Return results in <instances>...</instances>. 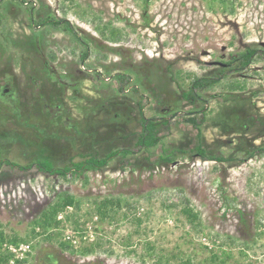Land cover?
Listing matches in <instances>:
<instances>
[{"label":"rangeland","instance_id":"1","mask_svg":"<svg viewBox=\"0 0 264 264\" xmlns=\"http://www.w3.org/2000/svg\"><path fill=\"white\" fill-rule=\"evenodd\" d=\"M19 1L15 0L9 8L5 25L1 27L13 39L32 34L28 13L31 5L36 7V12L48 7L52 15L78 26L82 36L97 38L100 51L92 49L90 58L82 63L81 49L70 35L45 27L39 29L44 31L41 33L47 42L45 57L53 69L58 74L71 70L79 75L83 93L92 98L89 103L105 99L106 95L118 96L119 84L111 76L127 73L132 80L136 74L145 76L140 79L141 91L147 90L143 85L157 88L158 92L153 89L159 96L151 95L146 103L147 117H168L180 110L171 118L170 126L162 129L161 144L150 153L131 157V162L137 165L127 166L125 170L115 160L102 171L56 180L35 168L29 171L6 165L0 168V231L8 238L18 236L29 240L32 254L28 263L180 264L190 259L195 264H212L211 253L223 248L231 253L226 264H264V154L242 161L244 154L237 151L244 144L252 148L264 144V134L258 129L261 128L258 123L246 133L224 131L216 123L218 110L224 105L221 95L231 92L254 104L251 109L254 118L264 117V0H228L227 9L220 1L211 0H25L24 5H18ZM103 25L108 26L106 36L115 33L117 41L102 37ZM247 47L263 52L243 73H231L213 88L204 90L201 93L204 100L196 110L205 106V112L189 115L193 106L182 98V93L188 90L193 77L214 75L217 67L207 62H226ZM14 52L18 51L10 49L3 54L1 68L7 55L12 56ZM53 55L56 59H49ZM145 58L159 68L149 69L153 65L148 67L142 63ZM22 71L20 64L13 66L12 72L17 74L14 82L19 93L29 96ZM97 73L102 76L98 77ZM236 82H242L244 89H230L238 85ZM70 95L68 91L66 100L69 101ZM84 102L88 101L83 96L76 103L69 101L73 116L64 124L65 129H58V136H74L73 119L81 120ZM77 103L81 104L79 110L75 108ZM192 116L198 121L205 116L199 128L200 136L197 128L184 121ZM133 122L131 129L135 126ZM2 126L3 158L29 164L35 148L28 140L36 141V137L28 133L29 129L22 132L10 118ZM16 132L22 133V146L17 144ZM200 142L208 148V154L233 159L217 162L191 153ZM55 143L46 146L61 166L65 165L66 155L76 154L82 143L85 149H90V139L81 136L75 150L63 139ZM164 149L174 151L173 163L143 169L144 156L150 155L157 163ZM181 149L187 153L181 154ZM62 191L82 198L81 210L75 215L70 209V218L61 214L59 238H28L32 237V222L55 202L56 193ZM104 198H121L129 205L123 202V209L115 219L108 216L100 222L90 212L94 200ZM186 198L199 215L196 221L190 222L180 212ZM123 211L129 213L127 218L123 217ZM73 234L76 250L93 245L94 252L82 255L61 249L59 240ZM148 243L154 250L150 254H147ZM242 250L245 256L240 255Z\"/></svg>","mask_w":264,"mask_h":264},{"label":"trees","instance_id":"2","mask_svg":"<svg viewBox=\"0 0 264 264\" xmlns=\"http://www.w3.org/2000/svg\"><path fill=\"white\" fill-rule=\"evenodd\" d=\"M213 1H220L221 4L225 5V9H227L226 5L228 0H211V2ZM4 2L6 3L5 6L3 5ZM14 2L15 0H10L9 2L0 0V61L1 58H3V54L5 52L7 53L8 50L14 49L18 51L14 52L12 56L7 55V61L2 65V68L0 67V126L3 127L2 124L8 122L10 118L17 124L18 129H22V132H26L29 129L28 133H33L37 140H28L35 148V152L33 153L31 162L27 165L17 164L16 162L3 158L1 153L3 148H1V146L5 145H2L0 142V168L3 165L19 171H29L35 168L38 172L56 180L58 178L68 179L69 175L77 177L86 175L89 172L102 171L115 160H119L120 168L125 170L127 166L135 165L131 162V157H137L141 152L150 153L161 144V131L169 127L171 121L167 117H147L144 113L149 97L151 95H158V93H156L157 88L155 89L154 87L156 91H154L153 88H147L146 85L143 86H145L147 90H140V79L144 78V75L140 76L136 74L134 80H132V77L127 73H117L111 76L116 78L119 84L117 91L118 96L116 93L111 96L106 95V98L104 97L105 99H97L93 104L89 103L92 101V98L83 93V88L81 89L82 79L79 75L71 72V70L63 74H58L53 69L51 61H48V58L45 57V46L47 42L43 39L41 33L44 31L39 29L45 27L48 29L60 30L70 35L81 49L80 60L82 63L90 58L92 49L97 52L100 51L98 49L100 44H98L97 38L82 36L81 29L78 26H75V24L65 18L62 19L52 15L48 7H46L44 11L36 12V7L31 5V7L28 8V13L30 18L29 26L33 31L32 34L28 37L13 39L12 34L4 27L1 29V27L2 24L5 25V14L9 13V8H11ZM24 3L25 0H20L18 5H24ZM1 6H4L3 10ZM100 31L102 37L106 40H118V36H115V33L110 32V37L106 36V31H108L107 25H103ZM91 44H95L96 47L92 48ZM106 47L110 48L109 46ZM261 52H263V50L247 47L244 51L230 56L228 60L231 68L230 70L217 68V72L214 75L203 77L194 76L188 90L182 93V98L193 106L192 112L188 114L193 115L205 112V106H203L201 110H196V108L199 107L198 103L204 100L201 93L206 89L213 88L231 73H243V71L251 66L256 58L260 57ZM49 59L55 60L56 57L53 55L49 57ZM153 61L156 62L155 60ZM150 62L151 61L145 58L142 63L146 64L148 67L153 65L149 69L159 68ZM18 64L21 65V70H23L24 86L30 91L29 96L24 92L22 94L19 93V88L14 82L17 78V74L12 72V68ZM146 70L143 71L146 72ZM97 76L100 77L102 75L97 73ZM236 83L238 85H232L230 89H244V84L242 82ZM158 89L161 91L160 88ZM40 90L41 92H39ZM22 91H25V88L22 89ZM68 91H71L69 101L72 103L78 102L79 98L81 100V96L85 97L88 102L82 103L84 104V111L82 112L83 116L81 120L73 119L75 121L72 125L74 136L60 137L57 135L58 129H65V127H63L64 124L69 122L73 116L71 114L70 103L66 100ZM234 93L235 92H231L221 95V102L224 103V105L222 104L218 110L216 123L218 125L220 124L224 131H229L231 133H246L253 129L258 123L261 126V128L258 129L264 134V117L254 118L252 115H255V113L251 112V109L254 108L252 107L254 104H252L250 100L242 98L240 95ZM213 97L215 98L216 96ZM127 100H130L131 104L127 103ZM75 108L79 110L81 104L77 103ZM179 111L180 110L174 111V114L171 116H177ZM203 119H205V116L202 117L201 121H198L197 118L192 116L190 118H185L184 121L197 128L199 132L198 136H200L199 128ZM133 120L135 121V126L131 129L129 127L131 123H134ZM82 128L84 129L83 131ZM18 133L19 132H16V134ZM21 134L22 133L16 135V141L19 146L24 144ZM2 135H4V133ZM80 136L90 139L89 150L85 149V143H82V147L76 149L75 146ZM0 137L2 136L0 135ZM257 138H259V136ZM62 139L65 144L72 147V150H77V153L74 155H66L64 166L57 164L58 159L54 158L51 148L46 146L50 143L56 145L55 141ZM28 142L27 146L30 147L31 145ZM237 151L244 154V157H241L242 161H244L258 154H264V144L256 148L244 144L237 147ZM180 152L183 155L187 153L183 149H181ZM194 152L204 160L226 162L233 159V157H225L214 153L208 154V148L203 146L201 142L192 149L191 153ZM142 160L146 162L143 169H147L156 164L169 165L173 163L175 161V154L174 151L170 152L164 149L163 155L159 156L157 163L151 160L150 155L144 156ZM56 195L55 202L49 204L47 209L32 222V237L29 236L28 238H37L39 236H43L48 240L52 239L53 236L59 238V236H61V226L63 224L62 218H59L61 214H65L66 217L70 218V209L74 211L73 213L75 215L81 210L82 198L74 196L68 191L57 192ZM123 202L129 205L121 198H104L100 201L94 200L92 212L90 213L98 216L100 222L104 221L108 216L115 219V215L123 209ZM188 203L189 200L186 198L185 205L180 210L181 214L190 222L198 220V213L194 212V209L191 208ZM173 205L175 206L176 204ZM128 214L129 213L126 211L122 212L124 218H127ZM136 221L140 224L142 223L140 218H136ZM76 229L83 231V228H79V226H76ZM80 235L82 234L80 233ZM74 239V234L66 235L62 241L59 240V246L63 250H69L72 251V253H80L82 255H88L94 252L95 247L93 245L76 250L75 247L77 242ZM22 243L29 244V240L18 236L8 238L4 232L0 231V264H9L11 258L9 247L12 245L17 246ZM5 245H8V250L2 251ZM147 246L149 247L148 250H150L147 254L152 253V251H154L153 247L149 245V243ZM227 251L226 249L219 248V252H212L210 263L226 264L227 258L231 255V253ZM245 253L246 252L242 250L240 255L245 256ZM31 254L32 252L29 254L28 258L22 261V264H29L28 259ZM180 264L195 263H191L189 259L187 263L182 262Z\"/></svg>","mask_w":264,"mask_h":264},{"label":"built area","instance_id":"3","mask_svg":"<svg viewBox=\"0 0 264 264\" xmlns=\"http://www.w3.org/2000/svg\"><path fill=\"white\" fill-rule=\"evenodd\" d=\"M8 250V245H5L4 251ZM10 251V262L9 264H22V261L28 258L31 253V245L28 243H22L20 245L9 247Z\"/></svg>","mask_w":264,"mask_h":264},{"label":"flooded vegetation","instance_id":"4","mask_svg":"<svg viewBox=\"0 0 264 264\" xmlns=\"http://www.w3.org/2000/svg\"><path fill=\"white\" fill-rule=\"evenodd\" d=\"M207 65H209V66H216L217 68H225L227 70H230L231 69L230 68V65L228 63V60L226 62H220V61L207 62ZM163 117H166V116H163ZM167 118L171 121V118H173V117L172 116H168Z\"/></svg>","mask_w":264,"mask_h":264},{"label":"water","instance_id":"5","mask_svg":"<svg viewBox=\"0 0 264 264\" xmlns=\"http://www.w3.org/2000/svg\"><path fill=\"white\" fill-rule=\"evenodd\" d=\"M262 45L264 46V43ZM206 53H209V52H206Z\"/></svg>","mask_w":264,"mask_h":264}]
</instances>
